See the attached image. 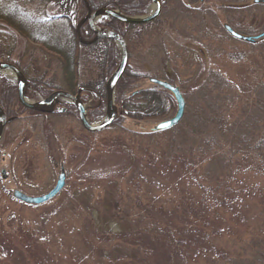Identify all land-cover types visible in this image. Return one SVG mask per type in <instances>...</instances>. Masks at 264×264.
Returning a JSON list of instances; mask_svg holds the SVG:
<instances>
[{
    "label": "rangeland",
    "instance_id": "374dc122",
    "mask_svg": "<svg viewBox=\"0 0 264 264\" xmlns=\"http://www.w3.org/2000/svg\"><path fill=\"white\" fill-rule=\"evenodd\" d=\"M13 3L34 18L60 15L47 0H0L1 11L15 16ZM152 11L151 3L138 17ZM66 24L52 31H68L72 41ZM227 25L245 36L264 32V0H167L154 22L124 31L131 68L182 92L175 131L113 124L92 133L75 114L41 116L11 103L17 114L8 117L16 118L0 142V264H177L181 251L189 264H264V164L255 150L264 133V37L239 39ZM7 54L53 85L30 101L67 90L60 56L0 16V61ZM79 55L77 82L99 78L90 51L80 47ZM4 79L16 84L8 72ZM62 169L66 185L49 202L14 197L47 194ZM191 178L226 198L221 214L201 201ZM246 226L256 229L251 237Z\"/></svg>",
    "mask_w": 264,
    "mask_h": 264
},
{
    "label": "trees",
    "instance_id": "16d2710c",
    "mask_svg": "<svg viewBox=\"0 0 264 264\" xmlns=\"http://www.w3.org/2000/svg\"><path fill=\"white\" fill-rule=\"evenodd\" d=\"M47 1L54 2L58 5L60 15L50 16L48 18H34L25 10L16 6V3H13L11 7H13V12H15L16 15L12 17L6 11L7 7L4 5L2 11L0 6V16L5 18L11 26H15L25 38L41 42L46 50L53 51L60 56L61 69L68 83L66 91L77 92L80 88H85L84 100L85 102L91 101L90 107L88 108V118H94L103 111L106 103V83L119 64V58L116 56L117 45L112 39H99L90 45L81 44L76 34V26L87 14V8L83 0ZM88 1L93 9L106 6L118 9L121 13L129 16L143 15L145 13V7L150 4V0H110L102 2L100 5H97L93 0ZM165 1L167 0H162L163 3H165ZM59 18L65 19L67 22L66 28L73 32L72 41L67 37L68 35L66 33L68 31L63 34L52 31L51 26L57 24L58 21L61 20ZM109 21L110 22H108V19H104L99 26L101 28L111 27L122 35H124L125 29L144 26L128 25L113 19ZM81 32L83 38L86 40H90L94 37L87 23L82 25ZM80 47L90 51L91 56L96 59V65L100 69L99 78L91 80L87 84H79L77 82L79 64L81 62V57L79 55ZM5 61L16 64L28 78L27 95L30 98L35 97V91H39L43 94L52 90V84L42 82L37 78L29 77L20 61L13 60L8 54ZM149 79L150 77H148V75H143L134 71L128 64L124 75L116 86L115 104L117 107V119L113 123L114 125L122 124L129 131L144 134H155L159 132L154 130V121L156 119L163 120L168 118L176 102L169 91L156 84L150 83ZM140 81H143L144 84L138 85ZM57 89L62 88L57 87ZM13 102L16 104L17 108H19V112L24 111L38 114V112L25 109L19 103L16 84L13 85L5 79L0 80V103L3 105L6 112L8 111L7 115L17 114V109L14 111L15 109L10 107ZM179 124L167 131H175ZM255 150L258 159L264 164V133L258 141ZM190 181L199 187L201 201L206 203L211 212L214 215L221 214L220 206L226 202V198L218 195L216 192L217 189H212V193H209L210 189H206L204 184L200 183L195 178H191ZM254 230L256 231L255 228L251 229L246 226L242 232H246V234L251 237L254 234ZM262 256L264 257V253ZM173 257L176 258V254L173 255ZM177 258L180 262L177 264H189V261L182 251L180 254L178 253Z\"/></svg>",
    "mask_w": 264,
    "mask_h": 264
},
{
    "label": "water",
    "instance_id": "95a60500",
    "mask_svg": "<svg viewBox=\"0 0 264 264\" xmlns=\"http://www.w3.org/2000/svg\"><path fill=\"white\" fill-rule=\"evenodd\" d=\"M260 1L261 0H255V2H260ZM83 2L87 8V14L76 26V34L81 44L90 45L99 38H107L115 41V43L119 46L121 51L119 64L106 83L105 115L98 123L93 124L90 122L87 116L86 105L80 99V93L82 91H85L86 90L85 88L83 87L80 88L77 94H73L63 89H57L39 101H30L25 94L28 78L25 76V74L16 64L7 61H0V73L8 72L15 77L16 86H17V99L25 109L38 113H51L53 112L55 102H57L60 98L66 99L74 103L80 123L83 126V128L89 132L95 133L107 129L117 119V107L115 104L116 86L120 81V79L122 78V76L124 75L129 63V49L125 38L116 31L99 29L96 26L97 21L102 18H108L128 25H142V24L151 23L154 22L160 16L163 3L162 0H151V3L153 4L152 13L147 16L138 17V16L125 15L118 10L111 9L106 6L93 9L88 0H83ZM85 23L89 25L90 30L95 35V37L92 40H85L81 34V26ZM226 29L232 35L248 41H253L259 37L264 36V32L256 37L243 36L242 34L234 31L228 25L226 26ZM149 80L150 83L156 84L169 91L173 95L177 105L175 114L167 119L156 122L154 126V130L165 131L172 129L181 122L185 114L186 102L183 97V94L177 86L171 84L168 81L160 80L154 77H151ZM12 119L13 118L7 117L5 111L3 110V107L0 105V142L3 137L5 127ZM65 185H66V174L64 169H62L61 173L58 176L56 186L47 194H44L42 196H30L21 192L20 190H15L13 192V195L16 199L20 200L25 204L41 205L49 202L54 197H56L59 194V192L65 187Z\"/></svg>",
    "mask_w": 264,
    "mask_h": 264
},
{
    "label": "flooded vegetation",
    "instance_id": "af4514ba",
    "mask_svg": "<svg viewBox=\"0 0 264 264\" xmlns=\"http://www.w3.org/2000/svg\"><path fill=\"white\" fill-rule=\"evenodd\" d=\"M163 3V2H162ZM150 4H151V0H150ZM100 8V7H99ZM110 8V7H109ZM111 9H113V8H111ZM114 10H118V9H114ZM119 11V10H118ZM132 16H134V15H132ZM136 16H139V15H136ZM102 19H108V18H102ZM109 20H112V19H108V22H110ZM147 24H149V23H147ZM142 25H146V24H142ZM82 27V26H81ZM99 29H102V30H111V31H116V32H118L117 30H115V29H113V28H111V27H108V28H101L100 26L98 27ZM118 33H120V32H118ZM263 33V32H262ZM261 33V34H262ZM81 34H82V32H81ZM94 34V33H93ZM121 34V33H120ZM241 34V33H240ZM122 35V34H121ZM243 36H245V34H242ZM260 35V34H259ZM259 35H255V36H251V37H256V36H259ZM123 36V35H122ZM234 36V35H233ZM94 37H95V35H94ZM93 37V38H94ZM124 37V36H123ZM234 37H236V36H234ZM262 37H264V36H262ZM262 37H259V38H262ZM92 38V39H93ZM238 38V37H237ZM259 38H257L256 40H258ZM92 39H90V40H92ZM99 39H107V38H99ZM98 39V40H99ZM240 39V38H239ZM242 39V38H241ZM86 40V39H85ZM256 40H253L254 42L256 41ZM97 41V40H96ZM115 42V41H114ZM117 45V44H116ZM118 46V45H117ZM151 78V77H150ZM27 87H28V83H27ZM27 87H26V91H25V94H26V97H29L28 95H27ZM57 90V89H56ZM79 91V90H78ZM78 91L77 92H71V93H73V94H77L78 93ZM36 92V91H35ZM53 92V91H52ZM51 93V92H50ZM49 93V94H50ZM48 94V95H49ZM47 95V96H48ZM85 96V94H84V91H82L81 93H80V99H81V101L82 102H84V104H86V103H88V102H85V100H84V97ZM46 97V96H45ZM45 97H43V98H45ZM43 98H41V99H43ZM40 99V100H41ZM0 105L3 107V105L0 103ZM86 109H87V116H88V108L86 107ZM3 110L5 111V113H7L6 112V110L4 109V107H3ZM75 114V115H77V117H78V113H77V110H76V107H75V105H74V103H72L71 101H68V100H66V99H62V98H60L57 102H55V105H54V109H53V112H51V113H38V115H41V116H48V117H51V116H55V115H58V114ZM7 115V114H6ZM7 117H8V115H7ZM8 118H16V117H8ZM78 119H79V117H78Z\"/></svg>",
    "mask_w": 264,
    "mask_h": 264
}]
</instances>
